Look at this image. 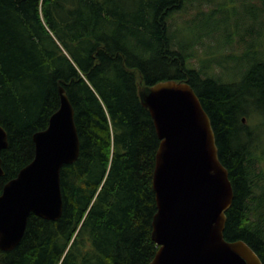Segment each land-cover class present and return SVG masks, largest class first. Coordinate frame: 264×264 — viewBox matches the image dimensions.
Instances as JSON below:
<instances>
[{"label":"trees","instance_id":"trees-1","mask_svg":"<svg viewBox=\"0 0 264 264\" xmlns=\"http://www.w3.org/2000/svg\"><path fill=\"white\" fill-rule=\"evenodd\" d=\"M259 1L262 15L251 18L259 28L251 25L243 33L230 16L206 28L211 35L227 24L226 42H238L243 52L210 51L197 68L189 49L205 29L179 46L170 31L172 14L185 0H0V125L9 144L0 153V195L33 161V136L59 109L61 87L74 107L80 138L78 160L61 171V218L32 214L20 244L10 252L0 249V264L154 259L159 246L152 238L153 174L161 140L140 92L166 80L189 83L212 122L234 190L225 239L244 241L264 264V0ZM231 63L235 76H229Z\"/></svg>","mask_w":264,"mask_h":264},{"label":"water","instance_id":"water-1","mask_svg":"<svg viewBox=\"0 0 264 264\" xmlns=\"http://www.w3.org/2000/svg\"><path fill=\"white\" fill-rule=\"evenodd\" d=\"M59 93V109L47 128L33 136V161L0 195L3 251L20 244L32 214L50 221L62 216L61 171L78 160L80 138L74 107L63 87ZM140 97L161 140L153 174L157 213L152 225L159 249L148 264H263L244 241L225 239L234 190L195 90L187 82L166 80L144 88ZM8 145L7 131L0 125V153Z\"/></svg>","mask_w":264,"mask_h":264},{"label":"rangeland","instance_id":"rangeland-1","mask_svg":"<svg viewBox=\"0 0 264 264\" xmlns=\"http://www.w3.org/2000/svg\"><path fill=\"white\" fill-rule=\"evenodd\" d=\"M261 3L259 0H185L184 5L178 11L173 12L170 24L171 30L174 35V43L178 46L182 44L181 42L186 41L192 33L196 31L202 32L198 43L189 49L190 53L195 56L191 59V62L197 67H201L200 59L209 58L210 51H214L215 56L230 53L241 54L244 48H241L239 43L226 42L227 31L225 30L224 23L220 24V29L214 31L211 35L208 28L215 27L217 23L223 20L224 17L230 16L232 23H235L244 33L245 30L250 29L251 25L253 27L259 28L257 22L251 23V18L253 19L254 14L262 15L260 10ZM215 16V19L211 22H206L211 17V12L219 11ZM230 21V23H231ZM210 25V26H209ZM234 26L231 24V28ZM239 39V38H238ZM238 39H236L238 41ZM214 57V56H213ZM224 57V56H221ZM219 57V58H221ZM216 66V65H215ZM231 72L229 71V76H235L234 72L236 68L231 63ZM213 73L218 74L220 70L216 67L212 70ZM227 74V72H226ZM234 74V75H233ZM227 76H225L226 78Z\"/></svg>","mask_w":264,"mask_h":264}]
</instances>
